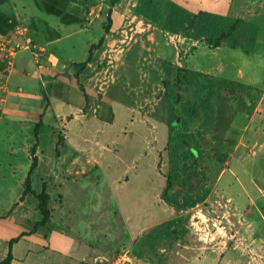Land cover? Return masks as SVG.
<instances>
[{"label": "crops", "instance_id": "0c3cea01", "mask_svg": "<svg viewBox=\"0 0 264 264\" xmlns=\"http://www.w3.org/2000/svg\"><path fill=\"white\" fill-rule=\"evenodd\" d=\"M100 1L107 6L112 0ZM170 1L193 13L206 11L242 19L259 25L260 30L264 23L259 10L264 0L252 1L249 6L256 10L245 13V17L240 14L245 0L239 4H235L237 0ZM109 13L112 31L103 34L102 46L93 50L78 79L73 64L86 61L90 47L102 36L98 28L91 29L92 25L49 41L28 35L32 50L18 49L9 58L7 52L1 54L0 165L6 163L3 178L9 177L2 185L3 194L12 199L6 209L8 215L0 211V262L7 256L9 241L26 234L12 244L10 264H116L121 254L131 264H264V102L246 133L251 134V154L245 156L252 160L255 172L254 177H242L247 186L240 177H224L225 170L215 179V189L202 206L187 211L172 207L171 218H157L145 227L137 226V220L132 224L134 217L122 214L119 202L111 208L110 193L113 198L114 194L109 187L103 191V200L97 186L94 194L82 193L74 178L87 175L98 165L92 158L94 147L111 151L108 144L100 142V126L108 127L119 115L108 96L109 87L103 92L99 116L90 112L99 93L96 70L100 54L125 15L110 8L103 20ZM80 36L83 40L79 42L76 37ZM179 38L183 42L180 51L196 43ZM9 41L23 43L17 35ZM127 111L133 116L132 109ZM138 114L136 119L142 126ZM33 146L37 167L31 175V190L40 194L45 186L50 212L45 225L36 229L35 224L43 218L37 199L28 194L19 201ZM17 174L22 175L18 187L13 186L12 179ZM139 207L140 216L141 202ZM172 221L177 225L169 237L158 238Z\"/></svg>", "mask_w": 264, "mask_h": 264}, {"label": "rangeland", "instance_id": "374dc122", "mask_svg": "<svg viewBox=\"0 0 264 264\" xmlns=\"http://www.w3.org/2000/svg\"><path fill=\"white\" fill-rule=\"evenodd\" d=\"M138 1L112 0L105 6L100 0H0V60L6 52L3 49L11 45L9 40L19 33L49 41L92 25L91 29L101 31L98 44L104 39L108 24L103 15L110 8L125 13L100 54L96 70L99 93L90 109L92 115L99 116L103 92L109 87L108 96L119 115L108 127L100 126V142L108 144L111 151L94 147L91 157L98 165L88 168L87 175L73 178L78 180L86 196L94 194L93 189H99L101 200L103 191L109 187L114 194L113 198L110 193L111 208H116L119 202L122 214L127 212L134 217L132 224L137 220V226L145 227L157 218L168 220L173 216L172 206L161 200L169 171L165 147L170 126L179 128L189 143L179 151L180 158L188 147H198V152L192 151L179 161L174 197L189 194L207 200L215 189V179L225 170L224 177H240L245 186L247 183L242 177L255 176L252 160L245 156L251 154V134L246 133L264 102V23L261 22L257 37L259 43L249 53L228 47L211 48L203 42L180 51L183 42L179 36L168 35L157 25L133 14L132 4ZM252 1L257 2L242 1L240 14L244 17L247 12L254 13L255 8L249 6ZM239 3L237 0L235 4ZM259 10L264 15V7ZM76 39L83 40L82 36ZM164 62L203 73L216 84L219 94L213 100L212 116L199 99L200 86L182 82L178 87L174 78L170 82L179 96L167 109L162 88ZM137 112L142 126L136 119ZM5 167L6 163L0 165V211L7 212L12 198L3 194L2 185L9 180L7 176L3 178ZM21 177L19 174L12 177L13 186H19ZM186 178L191 186L184 183Z\"/></svg>", "mask_w": 264, "mask_h": 264}, {"label": "trees", "instance_id": "16d2710c", "mask_svg": "<svg viewBox=\"0 0 264 264\" xmlns=\"http://www.w3.org/2000/svg\"><path fill=\"white\" fill-rule=\"evenodd\" d=\"M132 12L135 16L141 17L146 21L157 25L163 32L177 35L188 40L203 42L211 48L228 47L232 49H243L246 53H249L253 49L260 30L258 25L242 19H231L206 11L193 13L170 0H139L132 9ZM107 22L108 24L104 30L105 34L109 32L112 22L110 13L107 16ZM102 42L103 37L98 44H93L90 47L86 61L80 64H73L76 71V79H78V74H80L91 61L93 50L99 49ZM163 74L164 79L162 80V88L167 109L173 105L176 98L179 96L175 90V86L177 85L179 87L182 82H191L200 86L202 95L199 99L202 102V105H204L205 110H207L210 116H212L213 100L219 94V90L216 88V84L211 81L207 75L192 71L185 67H177L170 62L163 63ZM170 78H174V87L170 82ZM80 88L81 90L83 89L82 86H80ZM37 127L35 128L36 139ZM184 145L187 146L189 143H187L182 137V134L179 133V128L170 126L168 128V141L165 147L169 171L166 177L164 190L161 194V200L177 210L187 211L204 203L206 197H201L199 195L191 197L189 194H185L180 198H176L172 194L178 181L177 169L179 161L183 157L187 158L189 156L188 154H191L192 151L198 152L197 146L188 147L185 155L180 158L179 151L184 148ZM35 152L36 146H33L30 150V168L24 179L23 191L19 199V201H23L24 197L28 194H31L37 199L38 210L43 218L40 222L35 224L34 229L38 226H44L48 221L50 214L47 208L49 196L46 193L45 186H43L40 194H35L31 190V175L37 167V157L35 156ZM184 183L191 186L188 178L185 179ZM176 225L177 222L174 221L167 223L162 230L163 232L161 233V236L159 234L158 238L169 237L173 227ZM24 235L26 234H22L9 241L7 256L2 262H0V264H10L12 259L11 246Z\"/></svg>", "mask_w": 264, "mask_h": 264}, {"label": "built area", "instance_id": "2783aa9c", "mask_svg": "<svg viewBox=\"0 0 264 264\" xmlns=\"http://www.w3.org/2000/svg\"><path fill=\"white\" fill-rule=\"evenodd\" d=\"M17 36L22 38L23 43H20L18 41H11V45L4 49L7 53V58L10 57V54L12 52H15L18 49L26 48L27 50H32V41L31 38L26 33H19ZM116 264H131L130 260L126 257L125 254L119 255V257L116 260Z\"/></svg>", "mask_w": 264, "mask_h": 264}]
</instances>
